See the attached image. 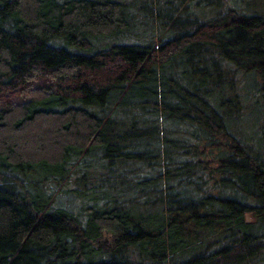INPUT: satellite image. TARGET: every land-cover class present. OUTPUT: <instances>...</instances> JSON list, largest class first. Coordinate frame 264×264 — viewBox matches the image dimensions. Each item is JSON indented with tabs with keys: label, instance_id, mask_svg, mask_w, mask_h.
Masks as SVG:
<instances>
[{
	"label": "trees",
	"instance_id": "obj_1",
	"mask_svg": "<svg viewBox=\"0 0 264 264\" xmlns=\"http://www.w3.org/2000/svg\"><path fill=\"white\" fill-rule=\"evenodd\" d=\"M0 264H264V0H0Z\"/></svg>",
	"mask_w": 264,
	"mask_h": 264
},
{
	"label": "rangeland",
	"instance_id": "obj_2",
	"mask_svg": "<svg viewBox=\"0 0 264 264\" xmlns=\"http://www.w3.org/2000/svg\"><path fill=\"white\" fill-rule=\"evenodd\" d=\"M229 1V0H228ZM231 4V3H230ZM240 85V83L238 84ZM60 183H56L54 181H49L45 186L47 188L50 189L51 192H53L52 194V198H54V201L56 203V205L58 204H62V205H69V204H78V198L75 197V195H73L70 191H68V188H73L75 187L73 180H69L68 183H66L65 185H63L62 191L59 192L58 194H56V191L59 188ZM97 246H101V247H107L110 243L109 240V236L108 234L104 233L99 240H97Z\"/></svg>",
	"mask_w": 264,
	"mask_h": 264
}]
</instances>
